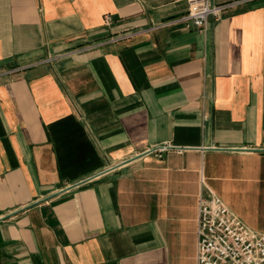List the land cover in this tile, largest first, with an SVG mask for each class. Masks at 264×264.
Here are the masks:
<instances>
[{"label": "crops", "instance_id": "0c3cea01", "mask_svg": "<svg viewBox=\"0 0 264 264\" xmlns=\"http://www.w3.org/2000/svg\"><path fill=\"white\" fill-rule=\"evenodd\" d=\"M187 1L0 0V264H196L200 197L264 233V0Z\"/></svg>", "mask_w": 264, "mask_h": 264}, {"label": "built area", "instance_id": "2783aa9c", "mask_svg": "<svg viewBox=\"0 0 264 264\" xmlns=\"http://www.w3.org/2000/svg\"><path fill=\"white\" fill-rule=\"evenodd\" d=\"M187 2V12L181 20L187 26L200 29L209 16L218 18L225 9L210 0ZM105 20L110 21V18ZM170 149H174L170 144H162L148 149L145 154L161 157ZM196 234V264H264V233L249 228L217 196L199 198Z\"/></svg>", "mask_w": 264, "mask_h": 264}]
</instances>
